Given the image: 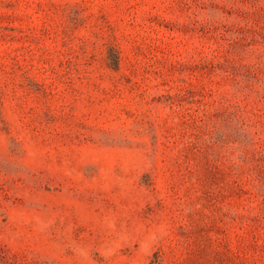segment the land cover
Segmentation results:
<instances>
[{"label": "rangeland", "instance_id": "obj_1", "mask_svg": "<svg viewBox=\"0 0 264 264\" xmlns=\"http://www.w3.org/2000/svg\"><path fill=\"white\" fill-rule=\"evenodd\" d=\"M0 264H264V0H0Z\"/></svg>", "mask_w": 264, "mask_h": 264}]
</instances>
